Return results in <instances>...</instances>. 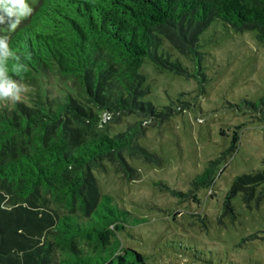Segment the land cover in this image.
Here are the masks:
<instances>
[{"label": "trees", "instance_id": "16d2710c", "mask_svg": "<svg viewBox=\"0 0 264 264\" xmlns=\"http://www.w3.org/2000/svg\"><path fill=\"white\" fill-rule=\"evenodd\" d=\"M30 7L15 29L8 18L0 23V36L25 66L15 72L17 61L9 58L7 75L27 88L0 99V264H146L141 253L110 244L129 213L101 193L94 176L108 162L130 181L138 177L132 159L158 163L139 139L187 105L146 100L139 68L148 59L187 75L164 45L199 63V37L214 21L254 31L264 47V0H36ZM246 102L264 108V93ZM128 115L134 121L113 132ZM238 144L234 131L191 180L195 201L199 188L213 195L223 156ZM263 185L264 160L262 168L234 176L218 221L235 219L237 195L245 205L257 202ZM255 238L264 235L248 236Z\"/></svg>", "mask_w": 264, "mask_h": 264}, {"label": "rangeland", "instance_id": "374dc122", "mask_svg": "<svg viewBox=\"0 0 264 264\" xmlns=\"http://www.w3.org/2000/svg\"><path fill=\"white\" fill-rule=\"evenodd\" d=\"M25 2L30 6L36 0ZM199 43V63L164 45L187 75L157 69L148 59L139 68L149 88L146 100L173 109L178 100L187 105L139 139L158 163L132 159L137 179H122L108 162L94 171L101 193L129 213L110 244L141 253L146 264H264V239L248 240L250 234L264 235V185L257 189L263 193L257 202L245 205L237 195L235 219L218 221L234 176L262 168L264 108L246 101L256 103L264 93V47L254 31L237 32L219 21L202 32ZM132 121L128 115L112 131ZM234 131L239 144L223 156L213 195L202 187L195 201L188 192L191 180L220 156Z\"/></svg>", "mask_w": 264, "mask_h": 264}, {"label": "clouds", "instance_id": "9594fccd", "mask_svg": "<svg viewBox=\"0 0 264 264\" xmlns=\"http://www.w3.org/2000/svg\"><path fill=\"white\" fill-rule=\"evenodd\" d=\"M31 12L32 9L25 0H0V23H4L5 18H8L10 30L16 28L21 16H26ZM9 58L17 61L12 65L13 71L19 72L25 67L19 63V57L15 51L9 48L7 36H0V99H16L23 89L21 83L7 75Z\"/></svg>", "mask_w": 264, "mask_h": 264}]
</instances>
